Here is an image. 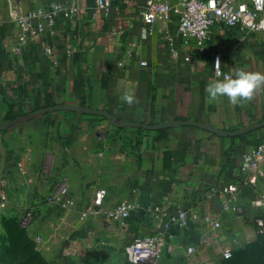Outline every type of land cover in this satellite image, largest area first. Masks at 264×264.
I'll list each match as a JSON object with an SVG mask.
<instances>
[{"label":"crops","instance_id":"crops-1","mask_svg":"<svg viewBox=\"0 0 264 264\" xmlns=\"http://www.w3.org/2000/svg\"><path fill=\"white\" fill-rule=\"evenodd\" d=\"M71 2L79 11L61 18L54 35L19 42L13 7L25 14ZM145 2L113 0L106 12L96 0H0V125L56 105L105 110L149 125L192 120L232 131L263 121L264 87L239 103L212 100L206 88L215 79V53L222 54L224 75L236 68L264 74V43L223 28L203 53L177 41L175 55L166 40L174 35L175 23H159L150 33L140 17ZM125 94H132L134 102H125ZM251 139L250 134L223 137L191 126L163 132L120 127L73 111L20 120L0 131V264H65L96 246L124 249L137 236L167 232L165 223L178 206L202 218H190L188 227L172 224L166 254L171 261L198 260L207 244L232 232L247 233L253 225L252 215L226 218L220 240L205 227L208 217L220 215L216 190L238 177L241 155L255 142ZM62 181L72 199L65 211L46 202ZM102 189L107 191L103 205L82 220ZM123 200L133 205L125 227L106 216ZM155 207L161 212H153ZM29 208L35 209L37 224L25 230L28 237H17ZM39 234L43 244L34 239ZM189 247L193 254L187 253Z\"/></svg>","mask_w":264,"mask_h":264},{"label":"built area","instance_id":"built-area-1","mask_svg":"<svg viewBox=\"0 0 264 264\" xmlns=\"http://www.w3.org/2000/svg\"><path fill=\"white\" fill-rule=\"evenodd\" d=\"M17 0H8L14 4ZM113 0H96L99 10L108 12ZM79 11V6L74 3H56L50 7H37L22 14L16 7L10 12L11 18L19 27V42L25 43L28 37L37 35H54L55 28L61 18L71 19ZM140 17L149 32L157 24L175 23L174 35L168 34L170 50L177 54V41L187 48L203 53L210 43L212 35L220 29L229 28L240 32L244 38H258L264 43V0H146L140 10ZM217 60L220 66L216 67ZM146 65L145 62L142 63ZM215 79H222V54L215 53L212 61ZM107 191H98L92 206L83 211L81 219L84 220L94 208L103 205ZM217 201L221 213L215 219L208 217L205 227L220 237L225 231L224 219L237 218L247 220L252 215V223L256 230L264 235V129L257 137L254 144L242 153L238 177L230 178L224 185L216 190ZM70 192L67 184L62 181L56 185L46 202L57 205V209L65 211L71 203ZM5 207V204H1ZM161 212L160 207L151 209ZM133 205L128 200H123L117 207L106 213L110 221L125 227L129 222ZM35 209H25L19 224L22 229L29 230L36 226ZM45 217V213L40 214ZM191 219L201 220L198 212L185 209L182 206L168 217L165 228L167 232H157L149 236L133 238L125 248L126 257L130 264H159L161 257L168 251L171 252L169 239L172 235L168 232L171 225L180 223L183 227L189 226ZM35 241L43 244V237L35 236ZM195 252L193 247L187 249L188 254ZM233 251L226 249L223 253L224 260H230Z\"/></svg>","mask_w":264,"mask_h":264},{"label":"rangeland","instance_id":"rangeland-1","mask_svg":"<svg viewBox=\"0 0 264 264\" xmlns=\"http://www.w3.org/2000/svg\"><path fill=\"white\" fill-rule=\"evenodd\" d=\"M257 134L258 131L250 134L252 137L251 141L256 140ZM19 229L21 233L16 235L17 237L29 236L25 230ZM16 232L18 231H11V234ZM249 232L252 233L250 234ZM220 237L222 238V236ZM220 237L214 238L215 240H220ZM125 247L124 249L120 247V250L116 249L113 251L107 247L105 248V246H96L92 253H89L81 260L65 264H130L126 257ZM229 248L233 250V257L228 261H224L222 259L223 253ZM197 259L192 260V262L179 259L171 261L165 253L161 257L159 264H264V235L260 234L254 225H252L251 229H247V233L243 231V234L234 235L232 232V234H227L222 241L216 244H207Z\"/></svg>","mask_w":264,"mask_h":264},{"label":"water","instance_id":"water-1","mask_svg":"<svg viewBox=\"0 0 264 264\" xmlns=\"http://www.w3.org/2000/svg\"><path fill=\"white\" fill-rule=\"evenodd\" d=\"M54 111H73V112H80L83 114L87 115H93L97 117H102L105 119H108L111 123L114 125H118L121 127H135V128H141L149 131H158V130H169L173 128H178V127H184V126H191V127H196L202 130H205L207 132H210L215 135L223 136V137H239L247 134H251L256 131H260L264 129V120L261 121L260 123L253 124L241 129L237 130H232V131H227V130H222L217 127H214L208 123L201 122V121H173L170 123H165V124H155V125H149V124H142V123H135V122H130V121H125L122 119H119L115 115L109 113L108 111L105 110H97V109H90V108H83L80 106H71V105H56L52 107H46L42 109H38L34 111L33 113H30L29 115L19 118V119H14L6 124L0 125V131H8L12 127H14L18 121H27L28 118L35 116V115H40L43 113H49V112H54Z\"/></svg>","mask_w":264,"mask_h":264},{"label":"clouds","instance_id":"clouds-1","mask_svg":"<svg viewBox=\"0 0 264 264\" xmlns=\"http://www.w3.org/2000/svg\"><path fill=\"white\" fill-rule=\"evenodd\" d=\"M219 66L220 61L217 60L216 67ZM261 87H264V74L236 68L232 74H225L222 79H213L207 85L206 91L212 100L227 97L230 102L239 103L251 99ZM123 99L131 104L135 97L132 94H125Z\"/></svg>","mask_w":264,"mask_h":264},{"label":"trees","instance_id":"trees-1","mask_svg":"<svg viewBox=\"0 0 264 264\" xmlns=\"http://www.w3.org/2000/svg\"><path fill=\"white\" fill-rule=\"evenodd\" d=\"M121 127V126H120ZM163 131H165V130H158V132H163ZM20 228H21V226H20ZM22 229V228H21ZM24 230V229H23Z\"/></svg>","mask_w":264,"mask_h":264}]
</instances>
